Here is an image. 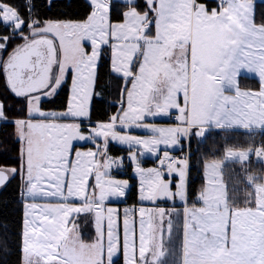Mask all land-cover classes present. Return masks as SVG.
I'll list each match as a JSON object with an SVG mask.
<instances>
[{
  "label": "snow or ice",
  "instance_id": "snow-or-ice-1",
  "mask_svg": "<svg viewBox=\"0 0 264 264\" xmlns=\"http://www.w3.org/2000/svg\"><path fill=\"white\" fill-rule=\"evenodd\" d=\"M90 3L93 11L83 22L38 18L26 22L16 8L0 2V24L10 33L0 36V53L10 39L24 40L2 65L10 91L27 98L26 118L12 121L24 145L19 173L29 197L58 198L56 203L25 205L24 264H114V257L121 253L125 264H161L165 253L160 251L159 237L166 233L171 238V213L158 208L148 212L145 220L146 209L141 207L137 238L135 222L125 210L121 240L116 210L105 209L104 204L109 198L124 197L129 185L127 180L106 178L113 164L123 163V158L107 156L108 143L136 148L129 158L139 177L141 201L178 197L186 202L188 161H176L167 151L159 158L161 145H176L178 137L187 136L193 127L203 136L205 125L264 126V25L255 23L250 0H218V7L212 9L197 0H145V12L130 7L124 22L115 24L109 20L108 0ZM126 3L134 5L135 0ZM33 7L26 0L29 17ZM85 41L91 43L90 53L85 51ZM104 45L111 48L112 71L129 81L130 90L123 89L120 114L86 133L80 123L59 121L90 118ZM242 72L260 78L258 92L239 89ZM69 78L67 109L43 110L42 95L54 96ZM230 91L235 94L227 95ZM173 109L182 126L165 128L146 122L147 117L168 116ZM0 120H8L3 102ZM117 127L145 128L151 135H122ZM97 138H102V149L74 150V141L95 144ZM137 152L157 156L159 166L142 167ZM228 155L247 160L249 152L229 151ZM255 155L264 158V147L255 150ZM97 156L106 157L107 162L100 163ZM218 168L216 163L207 165V183L199 193L202 206L184 209L180 264H264V183H256L254 195L245 200L251 206L239 207L225 186L217 183ZM17 173L16 168L0 169V187ZM165 173L169 177L175 173L178 182L173 185L171 179L165 180ZM93 175L90 190L88 180ZM247 180L254 182L251 176ZM74 199L82 206H73L70 201ZM81 213H94L97 238L91 243L81 239L75 224L74 214Z\"/></svg>",
  "mask_w": 264,
  "mask_h": 264
},
{
  "label": "trees",
  "instance_id": "trees-1",
  "mask_svg": "<svg viewBox=\"0 0 264 264\" xmlns=\"http://www.w3.org/2000/svg\"><path fill=\"white\" fill-rule=\"evenodd\" d=\"M218 0H197L204 3L209 9L217 6ZM0 2L16 8L27 22L30 18L46 20H83L90 13L91 6L87 0H31L33 7L29 17L26 11V0H0ZM136 7L143 9L145 0H137ZM125 5L114 2L111 5L110 16L112 21L121 19ZM254 20L264 25V0L254 2ZM24 34L28 32L24 28ZM10 35L8 29L0 24V36ZM2 42V41H0ZM23 39L16 37L10 39L7 49L2 52V59L8 57L13 48L20 45ZM122 78L110 69L109 53L102 50L96 71V80L93 88L89 121L97 122L107 120L110 114L117 109L122 90ZM257 79L240 76L241 89L258 88ZM68 95V81L63 84L56 94L48 99L41 100L43 110H62L65 108ZM0 102L5 106L7 121L0 120V168H16L18 173L10 175L7 182L0 188V264H20L21 259V231H22V201L20 191L22 180L19 174L20 155L19 140L14 134L15 119L26 118V98L16 97L9 89L4 71L0 70ZM264 147V129H238V128H210L203 136L192 135L188 145L187 168V199L196 204L197 194L203 187L202 165L206 159L221 158L228 149L249 151L250 155L244 162L232 161L224 166L223 178L226 190L231 200L239 207L246 205L245 200L254 195V185L264 180V160H257L253 152ZM251 150V151H250ZM110 152L114 156L124 155L126 149L120 146H111ZM131 165L123 159V166L114 176L126 177L130 186L126 192L124 202L118 204L132 205L137 203V182L131 176ZM253 177L250 184L247 177ZM92 232V231H91ZM91 235V233H90ZM114 264H122L120 257Z\"/></svg>",
  "mask_w": 264,
  "mask_h": 264
},
{
  "label": "rangeland",
  "instance_id": "rangeland-1",
  "mask_svg": "<svg viewBox=\"0 0 264 264\" xmlns=\"http://www.w3.org/2000/svg\"><path fill=\"white\" fill-rule=\"evenodd\" d=\"M87 1L89 2L90 6H91V10H90V13H91L93 11V6L91 5L90 0H87ZM256 1H259V0H250L252 6H254V2H256ZM114 2H119V3H122V4L125 5V8L122 10V13H121V19L118 20V21H112L111 20V16H110L111 5ZM136 2H137V0H135V4H136ZM217 3H218V1H217ZM135 4L134 5H128L126 3V0H108V10H109V20H110V22L113 23V24H115V23H123L124 22V13L128 12L130 10V7H136ZM217 7H218V5L217 6H213L212 8H217ZM212 8H210V9H212ZM136 9H137V11L143 13V12H145L147 10V6L143 7V9H138L136 7ZM90 13L88 14V16L90 15ZM148 14H149V17L152 16L151 12H149ZM87 17L85 19H83V20H75V21H72V20H46V21L83 22V21H85L87 19ZM152 31L154 33V28L152 29ZM28 33H29V30H28V32L25 35H28ZM23 43H24V40H23V42L20 45H22ZM110 43H112V41H110ZM84 48H85V51L90 53L91 52V43L89 41H85L84 42ZM103 49H106L108 51V53H109L110 69H111V48L109 47V45H104V46H102V50ZM7 58L2 59V54L0 53V70H2V71H4L3 70V66H2L3 65V61L6 60ZM97 65H98V63H97ZM134 67H135V62H134ZM96 71H97V68H96ZM111 71H112V69H111ZM112 72L114 74L120 76L122 78L123 82H122V90H121L120 101L117 102V109H116V111L114 113L110 114V116H109V118L107 120L91 122V121H89V118H87V119H81V120H77V121L65 120V121H59V122H63V123H72V122L80 123L81 124V129L87 133V131L90 130L91 127L95 126L96 124H98L100 122H108L111 116L120 114L122 112V102L124 101V98H125L124 94H123V89L125 87H127L130 90V83L121 74H117L114 71H112ZM4 74H5V72H4ZM241 75H245V76H248V77H256L257 79L260 80V78L255 73L242 72ZM5 78H6V74H5ZM239 81H240V77L238 78V86H239ZM261 87H262V84H261V80H260V87H259L258 90H257V88L241 89L240 87H239V89L241 91L258 92L261 89ZM226 94L227 95H234L235 93L230 91V92H227ZM48 98L49 97H45V96L42 95L41 100L48 99ZM70 99H71V78H69V80H68V95H67L65 108L62 109V110H53V109H51V110H45V111H56V112L65 111L67 109V106H68V103H69ZM91 99H92V96H91ZM26 106H27V98H26ZM90 106H91V102H90ZM177 115H178L177 111L175 109H173L168 116L147 117L146 118V122L154 123V124H156L159 127H165V128L182 126L180 124V122L176 119ZM169 118H174V122L173 123L169 122L168 121ZM253 125H259V124H253ZM210 128H217V127H215L214 124L205 125L204 126V129H205L204 133L207 130H209ZM117 130L120 131V133L122 135L123 134H130V135H135V136H140V137H145V138L148 137L149 135H151V132L149 131V129H145V128L133 127L131 129H121V128L117 127ZM198 133H199V128L193 127V128H191L189 130V133L187 134V136L181 135V136L178 137V143L176 145L169 146V147H165V146L161 145V155L159 156V158H163L162 157V152L163 151H167L169 156L172 157V158H173L174 154H178V155L182 156V158L175 159L176 161H180V160H183V159H188L189 139H190V137L192 135L193 136L194 135L199 136ZM14 134H15L16 139H18V134H17V130H16V125L15 124H14ZM73 145H74V150L75 151H81V152H85V151H94V152H96V151H98V150L103 148L102 138H97V142L95 144L93 142H91V141H74ZM111 146L123 147V148L126 149V153L124 155L114 156L110 152V147ZM23 147H24V145H23L22 141L19 140V155H20V167H19V169L21 168V163H22V161H21V153H22ZM135 150H136L135 147L130 150L127 145L119 144L118 142L111 141V140L109 141L108 146H107V156L112 157L114 160H118L119 158L126 159L131 165V171H130L131 176H133L136 179V182H137V204H136V206H138V208L140 209L141 207L144 208L143 204H152V203L155 204V203H158L159 201L161 202V201H164V200H171V201L176 200V202H180L178 197L175 198V199H157L155 202L141 201L139 199V177H138V174L135 172V163L129 158V152L130 151H135ZM229 151L237 152V153L238 152H249V151H245V150L228 149V150H226L224 152V154H223V156L221 158L204 160L203 161V165H202V176H203V182H204L203 183V188L206 186V183H207V173H208L207 165L213 164V163H216V164L219 165V168L217 169V177H218L217 183L223 184L225 186V188H226L225 181H224V178H223L224 166L227 163L232 162V161H240V162H244L245 161L243 159H240L238 156H229L228 155ZM253 154H254L255 159L264 160V158L257 157L255 155V151L253 152ZM249 155H250V152H249ZM137 156H138V159L140 161L141 166L144 167V168H155V167L159 166L158 157L157 156H153L151 154H145L143 156H140L139 152H137ZM96 159L102 164L107 162V158L104 157V156H97ZM122 166H123V163L119 167H117L116 164H113L112 168L108 172V175H107L106 178L116 179V180H127L128 181V185L130 186V182H129L128 178L114 176V174H112V171L116 172ZM9 169H11V168H5V170H9ZM101 171H103V169H101ZM20 176H21V180H22V187H21V191H20V198H21V201H22V231H21V259H20V264H24L23 252H22V233H23V224H24L25 210H26L25 209V205L29 204V203H36V204H40V205H44V204H47V203H56V202H58V198H54V197H35V198H32V197H29L27 195V184L25 182V179L22 177L21 174H20ZM164 178H165V180L171 179L172 182H173V185H175L178 182V177L176 176L175 173H173L171 175V177H169L168 174L165 173V177ZM94 183H95V181H94V175H93L88 180V185H89L90 190H91L92 186L94 185ZM259 183H264V180L262 182H259ZM253 187H254V192H255V185ZM45 188L46 189L48 188L47 184H45ZM128 189H129V187H128ZM128 189L126 190V192L128 191ZM173 191H175V188H173ZM199 193L197 194V198H196L198 201H199ZM124 198H125V196L121 197V198H109L104 204L105 209H107V208L115 209L116 210L115 215L117 213H119V212L121 213L122 231H123V220L125 218V210H127L128 207H127L126 204H118V203L124 202ZM111 201H114L115 204L114 205H110L109 203ZM70 202L73 203V206H77V207L82 206L81 201H79L78 199H74V200H72ZM145 209H146V207H145ZM106 215H107V213H105V216ZM139 216H140V214L138 213L137 218ZM145 216H146V214H145ZM128 217H129L130 220H133L135 222V217L134 216H130L129 213H128ZM74 220H75V224L78 227L79 235H80V237L83 238L84 242L91 243L97 238V231H96L95 223H94V221H95L94 213H81L79 215H75L74 214ZM92 228L95 231L93 239H92V232H91ZM90 233H91V235H90Z\"/></svg>",
  "mask_w": 264,
  "mask_h": 264
},
{
  "label": "crops",
  "instance_id": "crops-1",
  "mask_svg": "<svg viewBox=\"0 0 264 264\" xmlns=\"http://www.w3.org/2000/svg\"><path fill=\"white\" fill-rule=\"evenodd\" d=\"M241 76H245V75H241ZM252 78L257 79L256 77H252ZM257 80L260 83V80L259 79H257ZM259 87L257 88V90L259 89ZM225 128L264 129V126L252 124L249 126V128H244L242 125L234 124L231 127H225ZM180 158H182V157H180ZM202 189H203V187L201 188V190ZM201 190H200V192H201ZM109 204L114 205L115 202L111 201ZM136 204L127 205V207H128L127 210H128V213L130 216L135 217V228H136V233H137V238H138L140 216L137 218V215L139 213V208H138V206H136ZM143 205H144V208L146 207V209H147L145 220L147 218L148 212L155 213V211L158 208H163L166 213H171L170 218L172 219V222H173V230H172L171 238H169V236L166 233L163 236L159 237V242L162 245L160 251H163L165 253V255L163 257H161V264H180L181 258H182L181 244H182L183 223H184V216H183L184 209H185V207H193V206L201 207L202 202L198 201L197 199H196V204L188 202V199H186V202H182V201L176 202V200H174V201L164 200L161 202L159 201L158 203H155V204L152 203V204H143ZM132 208L136 209V212L134 215H132L130 212L132 210ZM116 216H117V227L119 230V234H120L121 240H123V231H122V225H121V223H122L121 222V213L120 212L117 213ZM168 218H169L168 216L165 217V223L167 222ZM94 234H95V231L92 228V239H93ZM81 239L83 240L82 237H81ZM147 255L150 258L151 252L147 253ZM118 257H120L122 259V264H125V258L123 256V254L122 253L118 254L116 257H114V260Z\"/></svg>",
  "mask_w": 264,
  "mask_h": 264
},
{
  "label": "built area",
  "instance_id": "built-area-1",
  "mask_svg": "<svg viewBox=\"0 0 264 264\" xmlns=\"http://www.w3.org/2000/svg\"><path fill=\"white\" fill-rule=\"evenodd\" d=\"M168 121L171 122V123H173V122H174V118H169ZM180 157H182V156H180V155H178V154H174V155H173V158H174V159H177V158H180ZM135 212H136V209H135V208H132V210H131V214L134 215Z\"/></svg>",
  "mask_w": 264,
  "mask_h": 264
},
{
  "label": "water",
  "instance_id": "water-1",
  "mask_svg": "<svg viewBox=\"0 0 264 264\" xmlns=\"http://www.w3.org/2000/svg\"><path fill=\"white\" fill-rule=\"evenodd\" d=\"M0 169H2V168H0ZM5 170V169H4ZM10 176V175H9ZM7 182V181H6ZM1 188V187H0Z\"/></svg>",
  "mask_w": 264,
  "mask_h": 264
}]
</instances>
